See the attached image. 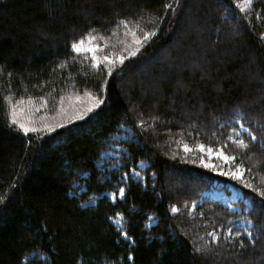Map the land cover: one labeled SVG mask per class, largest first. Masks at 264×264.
Here are the masks:
<instances>
[{"label": "trees", "instance_id": "16d2710c", "mask_svg": "<svg viewBox=\"0 0 264 264\" xmlns=\"http://www.w3.org/2000/svg\"><path fill=\"white\" fill-rule=\"evenodd\" d=\"M219 1L132 0L115 15H103L80 11L76 0H0V264H264L263 239L251 247L245 234L236 231L224 238L223 244H229L215 246L206 233L225 237L234 215L222 213V227L215 218L222 208L216 205L191 212L195 190L177 189L165 178L167 172L188 176L196 170L172 161L164 133L184 129L190 135L176 137L179 144L207 137L212 120L229 119L232 107L244 98L231 88L234 77L253 100L247 102L246 120L264 126L257 82L258 69L264 68V0L248 6L243 0ZM165 4H173L175 14ZM177 16L182 25L174 22ZM123 22L156 33L154 44L141 48L145 58L155 47L169 46L155 78L132 72L121 82L108 75L106 66L94 68L73 51L71 45L86 35H110ZM176 42L190 44L184 55H178ZM119 45L112 42L105 55L136 59L127 58ZM237 52L246 55L237 61ZM72 88L95 97L106 92L105 102L94 109L100 111L98 118L88 121L91 113L73 124L74 131H69L72 126L39 135L23 134L12 124L10 97L59 99L60 92ZM151 118L163 123L150 126ZM115 132L127 140H108ZM105 141H123L127 157L120 167L108 169L111 161L97 166ZM250 154V164L264 160L256 147ZM138 163L150 165L144 186L129 173ZM261 166L257 173L262 175L264 161ZM120 187L123 199L111 204L103 193H117ZM149 215L155 218L153 226L146 225ZM117 216L127 240L111 223Z\"/></svg>", "mask_w": 264, "mask_h": 264}, {"label": "rangeland", "instance_id": "374dc122", "mask_svg": "<svg viewBox=\"0 0 264 264\" xmlns=\"http://www.w3.org/2000/svg\"><path fill=\"white\" fill-rule=\"evenodd\" d=\"M190 1L191 0H189V2ZM216 1L218 4L221 3L219 0ZM253 1L254 0H251V2H249V0H243L241 4H243L244 6H248ZM227 15L230 18V20L236 21L235 19H232L230 17L229 12L227 13ZM232 21L228 22L229 25H231V27L234 26ZM114 30L115 31H113L110 35H106V36L98 35L96 33H90L85 37H83L82 39L75 42L77 44V47L81 48V52L79 54L82 55L86 61L90 62L91 60V64L94 68H96V66L91 59L92 53L86 52L85 50L87 48L94 46L97 47V52L95 54L97 58L102 61L100 55L102 56L105 55L108 52V46L112 42H117L118 44H120L119 45L120 52L125 53L127 55V51L133 48V42L135 38L143 34V32L139 30L138 26L132 22L129 23L123 22L120 26L114 28ZM73 51L75 52L74 49ZM133 75L137 76L136 74ZM128 76L124 75L120 77V79H123L121 82L127 80ZM128 82H129L127 83L128 86L125 87L128 90V92H131V88L133 84L130 81ZM122 85L125 84L122 83ZM80 91H81L80 89L73 90V88L70 90L62 91V93L61 92L59 93L60 94L59 99H54L52 97H47V98L42 97L38 99L14 100L12 97H10L8 99V102L13 103L10 109V120L12 124L15 125L16 129L21 131L23 134L25 133L19 127V124L21 123L29 127L30 129L29 133L35 135L52 133L62 128L66 129L68 127H72L73 124L85 120L89 115H91V113L85 115V112L87 108L93 103L92 98L95 97L93 92L87 91L86 89L82 90L81 92ZM100 96H102L105 101L106 92L105 91L100 92ZM243 99H246L247 102L250 100L253 101L252 99H250V96H247L246 98ZM181 117L182 116H180V118ZM189 117L190 116H188L187 118L182 117L181 120H183L184 123L188 122L190 121ZM258 119H260L258 120V122H261V120H263V118H259V117ZM172 121L174 120H169V122ZM216 121L218 120H212V128L210 129L211 133L207 137H201L196 142L184 141V143L179 144L178 140L175 139L176 137L178 136L183 137L190 135L185 131H183L184 129L182 128H177L171 132L164 133V136L167 137L168 143H170L171 145L170 148L172 153L170 155L171 158L174 159L172 161H175L178 164L186 163V166L189 169L196 170L194 173L191 172L192 174H189L188 176L185 174L183 175V174H176L174 172H167L165 176L166 181L171 183L174 187L180 190L187 188L193 189V191L195 190L194 193L195 200L191 206L192 212L196 210L195 204L199 205L200 201L202 200L209 201L208 199L210 196L212 198L220 197L219 194L213 196L212 193H207V192H211V190L208 191L210 185L213 182L210 180L211 174L231 180L234 183L238 184L237 186L238 193H232L231 198L226 197L225 201L228 202L227 207L223 204L221 211L215 212L216 221L222 227H225V221H226V216L222 213H226L227 208L229 211L237 215V217L230 222V227L232 228V231L231 232L227 231L225 234L226 236L221 237L219 236V233H213L211 230H209L211 233H213V235L210 236L208 235V233H206L205 237H207L208 239L210 238L212 241H214L215 246L221 245V247H224V245L229 244L227 242H224L223 244L224 238L235 235L233 233L237 231V232H243L245 234V239H247L250 242L251 247L259 244L260 241H262V239H263L262 242L263 245L264 237L261 238L262 235L264 236L263 210L260 208L250 207V202L252 201L253 197H255L256 200L264 199V197L260 196V193L264 192V174L261 175L257 173L259 170L263 169V167L261 166L262 162H259L257 159H253V162L251 163L252 165L249 163L246 156L253 154V153L250 154V149L253 147L248 141H245L246 137L243 134V129H241L240 126H236L235 129L226 128L224 131H221L219 130L220 122L216 123ZM141 122H143V120L139 121V123L142 124L143 126V123ZM156 123L160 124L163 122L158 121L157 118L150 119L149 122V124H151L150 126L155 127ZM31 129H35V131H32ZM139 132L136 133L137 134L136 140H139L138 137ZM237 137L238 138L240 137L242 139L237 140ZM112 138H114V135L109 136L108 140ZM198 143L204 144L206 147L211 146L215 150H219L220 146L223 144L225 146L224 147L225 153L229 156L235 157V161L231 164H225L222 160L217 159L215 156H213L212 159L209 160L208 153L206 151L204 153H201L200 150L196 147ZM184 144H188L192 149V151L186 153L183 148ZM106 146H108L107 141H105L104 147ZM101 152H102V148L100 149L98 154L97 166L99 167H102L100 165L103 161L102 160L103 156L100 155ZM201 155H203L206 164L211 163L216 166H222L224 171H228L230 168L234 170V165L240 164L242 166L243 179H234L231 176L222 175L219 171H216L213 168H206L204 164L200 162ZM260 161H263V159L262 160L260 159ZM133 177L136 180L140 181L144 186L143 178L140 177L137 178L135 174L133 175ZM213 187L214 185L212 186V188ZM121 188L123 187H120V189ZM124 194H125L124 192L123 194H121L120 191H118L117 193L106 192L103 193V196H105L108 200L115 202L117 200H122ZM246 196H248V198L244 200L243 204L246 206L247 212L243 213V215L241 216V212L240 210H238L239 207L235 206L233 203H235L234 199L240 200L241 198H245ZM91 204H94V202H91L87 205H91ZM147 217H148V221L146 223L147 225L151 224V222L155 220V218H153L152 215H149ZM246 221H248V223ZM111 223L117 228V231H120V233H122L123 238L126 239L123 234L124 228L121 218L116 217L115 219L111 220ZM249 232L252 233L253 237L257 238L255 245H253L251 241L248 239ZM201 239L203 238L201 237ZM236 243L240 246H243L244 244L241 239H238ZM203 250H208V247L204 246Z\"/></svg>", "mask_w": 264, "mask_h": 264}, {"label": "snow or ice", "instance_id": "6c2138e0", "mask_svg": "<svg viewBox=\"0 0 264 264\" xmlns=\"http://www.w3.org/2000/svg\"><path fill=\"white\" fill-rule=\"evenodd\" d=\"M132 2V0H76V3L80 5L79 10L80 11H88L89 9L92 10L94 13L95 11H101L103 15L112 14L115 15L118 13L121 9V7L125 6L126 4ZM140 2H143V0H140ZM182 0H174V3L176 5L181 4ZM251 2V0H249ZM165 8H171L172 11L176 12V8L173 4H165ZM103 16H101V19ZM174 22L177 25H182L184 23V20L177 16ZM219 34L217 33V36ZM156 36L155 32H145L139 37H136L133 42V48L129 49L127 51V57L132 58L135 57L136 59H127L123 54L120 55H113L108 56L105 55L103 57V60L97 58L96 52L97 47H89L85 51L88 53H92L91 59L94 62L95 66L98 68H102L104 66L107 67V72L109 76H115V77H122L124 75H127L132 72H140L144 75H150L153 78H155L158 73V65L159 63L166 58V53L168 52V45L165 46H157L154 48L153 54L151 58H145L143 56V53H141V48L144 47L145 44H148L149 46H152L154 44L153 37ZM190 42L194 43L193 38H189ZM82 43V41H81ZM189 45H185L183 47L180 46L179 42H176L175 47L177 50V53L179 56L184 55L185 50ZM71 47L75 50L76 53L81 52V48L77 47V44L74 42ZM146 51V49H145ZM140 53V56H137V54ZM246 54L242 52H237L234 56V59L239 61L241 60ZM171 59L174 58H170ZM171 66V62L169 64ZM258 82L260 84V91H261V97L260 101L262 104H264V68L258 69ZM235 83L231 86V88L235 89L241 97L246 98L250 93L247 86L243 84V81L240 79H236L234 77ZM102 87H106V85H102ZM180 87H183V82H180ZM93 103L87 108L85 115H88V113H92L91 116L88 117V121L92 120L93 118H98L100 115V111H94V109L100 108V106L105 102L104 98L102 96L99 97H93ZM173 104H175V99L172 101ZM250 105H248L246 99H239L235 105L231 109V117L229 119L224 120L223 127H229L235 126L237 123H239V126L241 129H243V134L245 137L253 144L257 142L258 138L262 141V150H264V126H261L259 124L252 125L250 121L246 120V114L248 111V108ZM102 111V109H100ZM88 121H85L87 123ZM15 122V121H14ZM220 121H216V123H219ZM143 123V122H141ZM247 123L249 125L248 128H245L244 125ZM19 127L23 130L25 134H28L30 129L25 124L21 123L19 124ZM47 127V126H46ZM76 126H73L72 129H69V131H74ZM249 128L251 130H249ZM32 131H35V129H31ZM242 143V141H241ZM196 147L200 150L201 153H204L205 151L208 153L209 160L212 159L213 156H215L217 159L222 160L225 164H231L235 161V157L229 156L224 151V145L222 144L220 146L219 150H215L213 147L208 146L206 147L204 144L198 143ZM184 151L191 152L192 149L188 144L183 145ZM200 162L204 164L206 168H213L216 171H219L222 175L225 176H231L234 179H243V171L242 166L240 164L234 165V170L230 168L228 171H224L222 166H216L211 163H205L203 155L200 157ZM150 166V165H147ZM141 167H146V165L141 164ZM135 175H138V173H134ZM125 178L127 177V174H125ZM250 186V185H248ZM121 194H123L124 189H120ZM261 197H264V192L260 193ZM250 207L260 208L264 209V199L256 200L255 197H253L252 201L250 202ZM173 212H176L177 209L175 207L172 208ZM230 232L232 231V228L230 227L228 229ZM208 235L212 236L213 233H208ZM248 239L251 241L253 245H255L257 238L252 236V233H248Z\"/></svg>", "mask_w": 264, "mask_h": 264}, {"label": "bare ground", "instance_id": "6f19581e", "mask_svg": "<svg viewBox=\"0 0 264 264\" xmlns=\"http://www.w3.org/2000/svg\"><path fill=\"white\" fill-rule=\"evenodd\" d=\"M263 161H264V160H263ZM259 162H262V161L259 160ZM239 201H241V202L243 203V202H244V199L241 198Z\"/></svg>", "mask_w": 264, "mask_h": 264}]
</instances>
